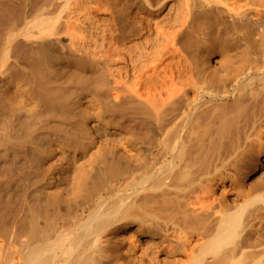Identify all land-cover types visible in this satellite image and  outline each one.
Listing matches in <instances>:
<instances>
[{"label": "bare ground", "instance_id": "6f19581e", "mask_svg": "<svg viewBox=\"0 0 264 264\" xmlns=\"http://www.w3.org/2000/svg\"><path fill=\"white\" fill-rule=\"evenodd\" d=\"M0 264H264V0H0Z\"/></svg>", "mask_w": 264, "mask_h": 264}, {"label": "rangeland", "instance_id": "374dc122", "mask_svg": "<svg viewBox=\"0 0 264 264\" xmlns=\"http://www.w3.org/2000/svg\"><path fill=\"white\" fill-rule=\"evenodd\" d=\"M248 161V162H247ZM247 162V163H246ZM246 162L244 161V163H246V166H245V164L243 163V164H240V167H241V165H243L241 168L238 166V169L236 170V176H238L239 174V177H242L240 180H243V176H244V180H246V181H250L251 180V178L254 176L253 174L257 171V169H254L253 168V166H252V163L250 162V160H246ZM252 166V167H251ZM247 168V169H246ZM252 169V170H251ZM244 170H246V172L244 171ZM256 170V171H255ZM239 173H238V172ZM250 171V173L248 174V172ZM252 173V174H251ZM252 175V176H250L249 177V175ZM238 177V178H239ZM248 177V178H247ZM247 178V179H246Z\"/></svg>", "mask_w": 264, "mask_h": 264}]
</instances>
